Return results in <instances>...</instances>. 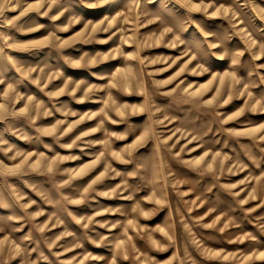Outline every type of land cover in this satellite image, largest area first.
I'll return each mask as SVG.
<instances>
[{
    "label": "rangeland",
    "instance_id": "obj_1",
    "mask_svg": "<svg viewBox=\"0 0 264 264\" xmlns=\"http://www.w3.org/2000/svg\"><path fill=\"white\" fill-rule=\"evenodd\" d=\"M0 264H264V0H0Z\"/></svg>",
    "mask_w": 264,
    "mask_h": 264
}]
</instances>
